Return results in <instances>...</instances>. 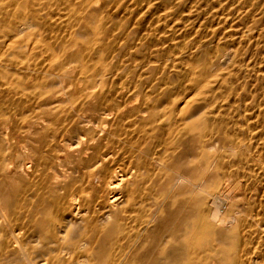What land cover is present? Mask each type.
<instances>
[{"label": "bare ground", "instance_id": "1", "mask_svg": "<svg viewBox=\"0 0 264 264\" xmlns=\"http://www.w3.org/2000/svg\"><path fill=\"white\" fill-rule=\"evenodd\" d=\"M45 2L41 0H0V84L8 86L4 89L9 88L17 94L27 96L18 110L15 108L16 110L13 111H2L0 108V264H264V242L261 240L257 242L259 236L257 234L261 232L259 234L264 235V213L257 211L256 218L253 216L247 218L244 215L239 218L238 215H230L232 212L229 214V210L225 211L227 203L237 197L234 194L235 189L243 186L239 181L245 177L249 179V171L246 168L243 169V162H245L243 160L255 153L253 145H247L242 140L234 139L235 133L233 137V134L228 133L230 132L227 131L228 129L227 132L223 131L224 127L222 129H217V126L213 127V121L211 122L208 118L210 115L207 117V114H195L196 111L185 98L180 97L184 100V105L179 107L180 109L177 108L179 115L175 117L174 111L176 106H180L181 101L178 98L177 100L180 101L178 105L176 102L174 105L166 106L162 98L168 93L161 94L163 89L159 92L161 96L154 93L153 98L151 96L154 94L148 90L151 96H147L146 92L144 100L140 103L141 91L137 85H135L137 92H132L130 90L132 88L124 91L125 87L115 86L110 90H103L105 97L102 96L104 97L103 103L100 101L102 105L87 103L82 104V108L68 110V106L65 107L67 101L69 102V94L71 95L68 91L77 85H75L77 80L71 83L74 86H69L70 90L67 91L63 81L67 77L70 79V76L65 77V75L73 74L74 79V75L77 77L76 74L79 73V78H84L89 84V86L86 85L87 88L84 91L95 98L99 94L98 85H106L110 79L109 76H113L119 64L117 56L105 58L103 55L95 59L94 54L99 51L94 48L91 52L87 50L91 40L86 38L88 37L85 34L87 32L82 29L68 35L64 32L65 37L64 35L56 37L51 43L50 39H48L49 43L44 40V48L47 49L50 57L49 68L47 67L45 77L42 76L46 82L44 78L42 80L38 77V73L32 68L21 70L18 73L10 72V70L13 71L11 68L14 66L10 65L11 68L8 69L6 62L14 60L24 62L25 59L34 57V55L32 57L29 55L32 53L30 51H36L34 48L36 44L31 47L30 42L32 40L35 42L40 37L39 35L36 37L37 32L34 29L35 25L41 27L39 21L42 20L38 21L36 14H32L36 10L32 9L45 7L42 5ZM53 3L51 2L52 5ZM65 3L64 1L63 4ZM80 3L84 6L82 14L86 16L87 22V16L93 17L101 12L102 0H81ZM58 4L56 6H60ZM111 5L107 7L111 9ZM73 6L75 7V3ZM104 12L101 14L106 15ZM47 13L48 11L45 14L48 15ZM142 14H140L141 17ZM115 17L113 19L116 20ZM120 17L122 18V15ZM107 19L106 21L110 22ZM44 20L45 25L47 21L44 22ZM52 24L55 25V23ZM49 25L51 26V23ZM64 26L66 28V25ZM28 45L33 49L29 51ZM100 46L102 48V44ZM42 48L38 49L44 53ZM149 48L144 51L142 49V51L149 53ZM110 53L108 52L109 56ZM148 53L146 52V55ZM230 53L225 54L222 60L215 56L216 66L223 64ZM37 56L35 55V58ZM212 57L210 58L213 59ZM155 62L152 63L154 67H156ZM166 64L168 65L167 62ZM177 64L176 62L175 65L178 66ZM36 65H38L37 62ZM192 68L194 67L191 66ZM78 69H80L79 72ZM200 69L202 71V68ZM205 69L204 72H207ZM147 74L149 75L148 72ZM200 74L203 76L202 73ZM195 76L197 77V74ZM162 77L164 79V76ZM157 78L154 79L157 81ZM33 80L35 81L32 83ZM125 80L127 82V79ZM148 83H151L150 78ZM194 83L196 85V81ZM201 83L202 81L200 84L197 82V85ZM115 84L117 82L113 83V86ZM157 85L159 86L158 83ZM141 87L144 86L141 85ZM72 90L74 91V88ZM185 90L184 92H187ZM199 91L197 88V92ZM2 93L0 94L3 95ZM74 93L72 92L73 95ZM202 93L207 94V92ZM147 98L152 99V104L145 102ZM138 100H140L139 105ZM1 101L5 104L3 102L6 100ZM10 101L8 102L11 103ZM16 102L13 101V103ZM113 117L114 126L108 129L109 121ZM45 137H49L50 140L43 144L42 140ZM20 144L25 150L24 155L16 154ZM256 164L259 165V163ZM248 166L250 168V165ZM240 169H243L244 176H241ZM236 204L234 205L237 206ZM243 226L248 230L246 232H249L245 238L241 234ZM259 227L263 228L262 231L258 230Z\"/></svg>", "mask_w": 264, "mask_h": 264}, {"label": "rangeland", "instance_id": "2", "mask_svg": "<svg viewBox=\"0 0 264 264\" xmlns=\"http://www.w3.org/2000/svg\"><path fill=\"white\" fill-rule=\"evenodd\" d=\"M41 1L45 2V0H41ZM47 1L48 0H46V2L42 4L43 6L46 7V9H45V7H42V6L35 7L34 9H32L33 11L36 10V12H34V13L32 12V14H34V15L36 14L35 16H36V18H38V21L42 20L41 22L39 21V25H41L40 28L38 27V25L37 26L35 25L36 22L34 23V25H35V29L34 30H35V32H37L36 33V37L40 36L41 39H43V40H41L40 37H39L37 39L34 38V39H36L35 42L33 40L30 42V46L31 45L34 46L36 44V46L34 47L36 49V51L35 50L30 51L33 48H30L29 45L27 46L29 51L32 52V53H30L29 57L30 56L32 57L34 55V57H32V59L28 58L30 60L25 59V61L28 62L29 64L28 63H24L25 61L24 62L23 61H19L18 62V61H15V60L14 61H10L8 63L6 62V65H7L8 69H10L11 67L14 66V68H11L13 71L10 70L11 73H18V72H21V70H25L27 68H32V69L36 70V72L38 73V77L42 78V80H43V78L45 77L44 75H45L46 71L49 68L48 64H50L49 63L50 57L48 55V51H47V49L45 50V48H44V46H45L44 45L45 43H43L44 40L47 43H49L48 39H50V43H51V42H53L55 40L56 37H63V35L66 34V33H67L66 35H68L70 33H75V31H77L79 29L84 30V32L86 31L87 33H85V34H86V36H88L86 38L91 40V43L89 44L87 50L91 52V50L94 48L95 50L99 51V53H95L94 54L95 59L103 57V55H104L105 58L106 57L112 58L114 56H117V59L119 60L118 61L119 64L116 66L117 68H115V71H114L115 73L113 74V76L112 75H111L112 77L109 76L110 79L108 78L109 79L108 83L106 85H103L105 87V89H104V87L102 85H98L97 88H99V89L97 91H98L99 94L97 93L98 94L96 96L97 98L96 97L94 98V96H91L90 93H86L84 91V90H86L87 86H89V84L87 83V81L84 80V78H82V77H81V79L79 78L80 77L79 73L76 74V76L78 75L77 77H75V75H74V79H73V74L65 75V77L68 76V75L70 76V79L67 77L65 79V81H63V83L65 82L64 86H65L67 91L70 90V87L72 85L74 86V84H71V83H74L76 80L78 82L76 81L75 85L77 84L76 86H78V84H79L78 87H76V86L71 87V90L74 88V91L73 90L72 91L71 90L68 91V93L71 92V95L69 94V102L67 101L68 105L66 104L65 107L68 106V110L69 109L71 110V109L82 108V106L86 105L87 103L97 104L98 106L102 105L101 103H103L104 97H105V95H103V94H105L103 90H106V89L110 90L112 87H115V86H117L118 88H120V87L124 88L125 87L126 89H124V91H127L130 88H132V89H130L132 92H137V90L139 89L141 91V95L140 96H141L142 99L139 96V99L141 101L140 100L137 101L138 105H139V101H140V103H142V101L144 100L143 98L146 95L147 96H151V93L152 94L155 93V94H157V96H159V95L161 96V94H164V93L167 92L168 93L167 96L169 98H167V96L162 98L163 101L165 100L164 103H165L166 106L174 105L176 102H177L176 104L178 105V103L181 101V103H179L180 106H178V107L176 106V109L174 111L175 115L174 114L173 115L175 117H178L179 114H177V112H179L178 110L181 108V106L184 105V103H183L184 100H181V99L182 98L183 99L184 98L187 99V101H189L191 103V106H192L193 110L196 111L195 114H199L200 115V114L203 113L204 115L207 114L206 115L207 117L210 115V117H208V118H210L211 122L213 121L212 122V126L213 127L217 126L216 127L217 129H222L224 127L223 131L224 132L230 131L228 133H231V135L233 134L232 135L233 137H234V133H235L234 139L242 140L247 145H253V149L255 150L254 151L255 153H252L253 157L251 155H248L247 157H249V158H244V160H243V161H245V162H243V164H244L243 165L244 166L243 169L246 168L249 171V179H247L245 177L244 179L242 178V180L239 181V182H241V184L243 186L240 187V188L235 189L236 191H234V194L237 195V197L234 200L229 201L231 203H229V202L227 203V207H226L225 211L229 210V214H230V212L233 213V210H234V213L233 214L231 213L230 215H234V216L238 215L239 218L244 217V216L245 217L247 216V218L252 217V216H253V218H256L255 216H258V212L261 213V214L264 213V188H263L264 187V176H261V175H264V166H263L264 165V0H116V1H114V0H102V5H104L105 7L103 8V6L101 5V12L103 13L104 12L103 10L107 9L104 12L106 15H103L100 12L99 15H95L93 17L92 16H89V17L87 16L88 22H87L86 16L82 14L84 6H82L83 4L80 3L81 0H77V1L76 0H71V1H69V0H62V1L61 0H57V1L56 0H49L48 2ZM59 1H61V2H59ZM64 1L66 2L65 4H63ZM51 2L52 3L54 2L53 5L51 4ZM58 2H59V4H58ZM104 2L107 5H105ZM47 3H48V5H47ZM72 3H73V5L75 3V7L73 5H71ZM111 3H112V5H111ZM122 3H123V5H122ZM166 3H168V4H166ZM57 4L62 6L61 8L62 9L64 8V9L62 10L60 8V6H56ZM66 4H68L69 6L66 5ZM169 4H170V6H169ZM76 5H77V7H76ZM109 5H111L110 6L111 9L109 7H107ZM148 5H149V7L147 8ZM80 7H81V9H80ZM54 8H56V9H54ZM138 8H139L140 12L138 11ZM53 9L55 11L57 10L56 12L58 14ZM66 10H67L68 14H67ZM189 10H191V11H189ZM46 11H48V13H47L48 15L45 14ZM74 11H75V13H74ZM115 11H116V13H115ZM237 11H238V13H237ZM78 12H79V14H78ZM108 12H109L110 15L108 14ZM132 12H134V13H132ZM39 13H41V14H39ZM142 13H144V14H142ZM140 14H142V17L140 16ZM49 15H50V17L51 16L52 17L48 18ZM59 15H60V17H59ZM79 15H80V17H79ZM114 15L115 16L117 15L119 18L117 16L115 17ZM121 15H122V18L120 17ZM40 16L42 17V19H41ZM68 16H70V17H68ZM113 16L116 18V20L113 19L114 18ZM126 16H127V18H126ZM75 17H77V18L75 19ZM81 17H82V19H81ZM62 19H63V21L64 20L65 21L63 22ZM89 19H90V21H89ZM96 19H97V23L98 24L96 23ZM106 19L110 20V22L112 24L110 22L106 21ZM121 19H123V20H121ZM43 20H44V22L47 21L45 23V25L43 24ZM66 20H68V21H66ZM70 20H71V22H70ZM101 20H102V22H101ZM138 20H140V21H138ZM49 21L51 23V26L53 25L52 23H55L56 26L53 25L51 27L49 25L50 23H48ZM52 21H54V22H52ZM75 21H77V22H75ZM84 21H86V23ZM79 23H81L80 24L81 27H80ZM101 23H103V24H101ZM57 24H59V25L57 26ZM85 24H86V26H85ZM64 25H66V28H64L65 27ZM143 25H145V26H143ZM45 26H47V28ZM82 26H83V28L85 27V29H83ZM48 27H50V28H48ZM87 27H91V28H87ZM142 27H144V28H142ZM134 28H135L136 31L134 30ZM89 29H90V31H87ZM218 29L219 30L221 29V31H219ZM36 30H38V31H36ZM54 30L55 31L58 30V31L55 32ZM66 30H68V31H66ZM214 30L215 31L217 30L218 32L217 31L215 32ZM43 31H44V34H43ZM53 31H54V33H53ZM113 31H114V33H113ZM129 31H132V32H129ZM157 31H159L160 33L157 32ZM39 32H40V34H38ZM64 32H66V33H64ZM219 32H221V33H219ZM51 33H53V34H51ZM109 33H111V34H109ZM42 34H43V36H41ZM241 34H242V36H241ZM109 35H110V38H109ZM145 36H146V38H145ZM64 37H65V35H64ZM107 37H108V39H107ZM112 38H113V40H112ZM99 40H101V42H99ZM115 40H116V42H115ZM154 40H155V42H154ZM214 40H215V42H214ZM38 41H40V43H38V44H40V46L36 43ZM103 42H104V44H103ZM113 42H115V43H113ZM153 42L156 45L158 43L157 46H159V47L154 45ZM198 42H199V44H198ZM107 43H109V44H107ZM116 43H117V45H116ZM203 43H204V45H203ZM208 43H209V45H208ZM216 43H217V45H216ZM218 43L220 44V46L222 48H220ZM101 44H102V48L100 46ZM136 45H137V47H136ZM235 45H237V46H235ZM216 46H219V47H216ZM41 47H43L42 49L44 50V53H42V51H40ZM38 48H40V50ZM112 48H114V49H112ZM147 48H149L148 49L149 53H148V51L143 52ZM225 48L228 51L224 50ZM37 49H38V51H37ZM108 49H111V51L110 50L108 51ZM142 49H143V51H142ZM150 49L151 50L155 49V50L151 51ZM156 49L159 52H157ZM220 49H222V50H220ZM39 51H40V53H39ZM45 51H47V52L45 53ZM118 51H119V53H117ZM108 52L109 53L111 52L110 56L108 55ZM140 52H141V54L138 55L137 53H140ZM142 52H143V56H142ZM146 52L148 53V55H146ZM152 52H153V54H152ZM182 52H183V54H182ZM228 52L229 53L231 52V53L229 54V57L226 59V61L224 60L223 64H221L219 66H216L215 56H217L218 58H221V60H222V58L224 59V57H225L224 55L227 54ZM122 53H123V55H122ZM134 53H136V54H134ZM156 54L159 55V56L157 57ZM193 54H194V56H193ZM218 54H219V56H218ZM35 55L36 56L38 55V56L35 58ZM39 55H40V57H39ZM120 56H122V57H120ZM210 57H212L213 59H211ZM217 57H216V59H217ZM131 58L134 59V60H132ZM143 58H145V59H143ZM174 58H177V59H174ZM33 59L35 61H33ZM149 59L153 60V61H150ZM228 59L231 60V61H229ZM135 60L138 63L135 62ZM169 60H170V62H169ZM178 60H180V61H178ZM39 61H42V62H39ZM154 61H156L155 62V66L156 67H154V64H152V63H154ZM189 61H191L193 63H191ZM36 62H37L38 65H36ZM38 62L39 63H43L44 62V63L43 64H39ZM149 62H151V63H149ZM166 62L168 63V65L166 64ZM176 62L178 63L177 64L178 66L175 65ZM16 63H17V66H16ZM136 63H137V65L135 66ZM206 63H208V64H206ZM228 63H230V64H228ZM129 64H131V65H129ZM193 64L195 66L197 65L196 66L197 68H195V66ZM203 64H204V66L208 65L207 68L208 67H210V68H208V69L206 68L205 69L206 66L204 67ZM211 64H213V65H211ZM214 64H215V66H214ZM10 65H12V66L10 67ZM29 65H30V67H28ZM45 65H46V67H45ZM172 65H173V67H172ZM190 65L192 67H194L195 70H194V68L191 69ZM127 66L130 67L131 69L128 68ZM143 66L144 67L146 66V68H144ZM16 67L18 69L19 68L20 69L18 70ZM199 67L202 68L203 72L201 71V69ZM203 67H204L205 71H207V72H204ZM144 69H146V70H144ZM173 69H175V70L177 69V70L175 71ZM189 70H190L191 74L189 73ZM209 70H210V72H209ZM211 70H213V71H211ZM41 71H43L44 73L41 72ZM79 71H80V69H78V72ZM132 72H133V74H132ZM147 72L149 73V75L147 74ZM159 73H160V75H159ZM175 73H176V76H175ZM193 73L194 74L196 73L197 77L195 76L196 74L194 75ZM200 73H202L203 76L206 73V76H204V79H203V76H200L201 75ZM211 73L212 74L215 73L216 76H214L215 74L212 75ZM161 74H162V76H164V79L161 76ZM190 75L193 76V78ZM42 76H44V77H42ZM121 76H124V77H121ZM138 76H141V77H138ZM189 76L191 77V79H190ZM126 77H129V78H126ZM151 77H154L155 79L157 77H159V78H157L158 82L154 78H153L154 79L153 80ZM210 77H211V80H209ZM213 77H216V78H213ZM146 78H148V79H146ZM149 78H150V82L152 84L148 83L149 82ZM220 78H221V80H220ZM125 79H127V82H126ZM128 79H130L131 81H129ZM201 79H203V80H201ZM206 79H208L209 81L208 80H207L208 82L205 81ZM44 80H45L44 82H46L45 78H44ZM134 80L136 82H134ZM192 80H193V82H192ZM34 81L35 80H33L31 82L33 83ZM145 81L146 82L148 81V82L146 83ZM195 81H196V85L194 83ZM201 81H202V83H201L202 86L201 85H197V82L200 84ZM203 81H205L208 84H206ZM215 81H216V83H215ZM116 82H117V84H115L113 86V83H116ZM120 82H122V83H120ZM159 82H161V83H159ZM125 83L126 84L128 83V84L125 85ZM157 83L159 84V86L157 85ZM203 83H205V84H203ZM84 84H85V86L86 85L87 86L86 87L85 86H81V85H84ZM153 84H155V85H153ZM1 85L2 84H0V93H2V91H3V93H2L3 95L0 94V97H1L0 99L3 100V101L6 100L5 102H3V103L6 104V106H5V104H2V101L0 100V103H1L0 108L2 109V111H6V110L7 111H9V110L13 111L15 108L18 110L20 105L23 104L22 101L25 102L24 98L25 97L27 98V96H23L22 94L21 95L17 94L15 92L11 91L9 88L4 89L5 87H8V86L7 85L4 86V84H3L2 87H1ZM135 85H137L138 87L135 86ZM141 85L144 86V87H141ZM139 86H140V88H139ZM198 86H200V87H198ZM194 87H196V89H194ZM134 88H136V89H134ZM197 88H198V91L201 88L202 89L199 92H197ZM1 89H2V91H1ZM141 89H143V90H141ZM162 89L165 90V91H163ZM148 90H149V92H151L150 94H149ZM184 90L187 91V92H184ZM192 90H194V91L192 92ZM82 91H83V93H82ZM8 92H9V94H7ZM72 92L73 93L76 92V93H74L75 95H73ZM146 92L149 95L146 94ZM171 92H172L171 95L173 97H171V95H170ZM202 92H207V94L204 93V94H206L205 95L206 97L204 96V94ZM209 92L213 93V94H211L212 96L210 95ZM178 93H179V95H178ZM155 94H154V96H151V98L155 97ZM176 94H177L178 97L176 96ZM197 95H198V98H197ZM7 96L10 97L9 100H8ZM102 96H104V97H102ZM208 96L209 97L211 96V97L209 98ZM217 96H219V97H217ZM4 97H7V98H4ZM180 97H181V99H180ZM191 97H192L193 101L191 100ZM202 97H204V99ZM74 98H76L77 100L74 99ZM151 98L150 99L147 98V99H149L148 102H147V99H145L146 100L145 102L148 103V104L151 103L152 102ZM201 98H202V100H200ZM71 99H74V100H71ZM168 99H170V100H168ZM177 99L180 100V101H178ZM206 99L209 102L206 101ZM209 99H211V100H209ZM20 100H21V102H20ZM232 100L234 102H236V103H234ZM8 101H10L11 103H9ZM13 101L14 102L17 101V102L13 103ZM85 101H87V102H85ZM100 101H101V103H100ZM211 101L213 102V104H212ZM200 102H202V103H200ZM203 102H204L205 105L203 104ZM192 103H195V104H192ZM2 105H4V106H2ZM212 105L214 106L215 110L213 109ZM7 106H9V107H7ZM215 106H216V108H215ZM222 106H223V108H222ZM71 107H74V108H71ZM177 108H179V109H177ZM192 113H194V112H192ZM88 114H90V113H88ZM146 117H148V115ZM214 120H215V122H214ZM109 122L110 123H109V126L107 124V126H108L107 128L111 129V127L114 126V123H113L114 122V117L111 118ZM236 136L238 138H236ZM46 138H48V139H46ZM49 140H50L49 137H45L42 140V141H44L42 143L46 144ZM20 147L22 148V144H20L18 146L16 154L24 155L25 150L23 148L21 149ZM20 151H23V152H20ZM247 159H249V160H247ZM250 160L252 162H250ZM256 163H259V165L256 164ZM248 165H250V168H249ZM251 167H252V169H251ZM257 168H259L260 170H258ZM243 169H240L241 176H244ZM256 176H259L258 178H260V179H258ZM246 179H247V182H246ZM255 181H256V183H255ZM258 182H260L261 184L258 183ZM235 183H238V182H235ZM246 185H248V186H246ZM250 189H253V190H250ZM256 191H257V193H255ZM235 192H237L239 194H237ZM240 199H241L242 202L240 201ZM239 201H240V203H239ZM235 202H237L239 204H236ZM234 204H236L237 206H235ZM231 205H234V206L232 207ZM259 210H261V211H259ZM238 211H239V213H238ZM246 211H247V215H245ZM263 228L259 227L258 230L262 231ZM243 229H245V230H243ZM243 231H244V233H242ZM246 231H248V230H246V227L243 226L241 234H243L244 238L249 235V232H246ZM259 233H261V232H259ZM259 233L257 234V236L259 235L257 237V242L259 240L264 242V235L263 234H259ZM262 235H263V237H262Z\"/></svg>", "mask_w": 264, "mask_h": 264}]
</instances>
